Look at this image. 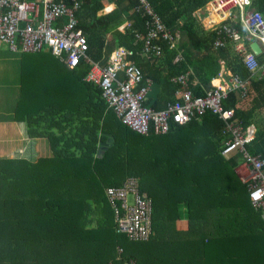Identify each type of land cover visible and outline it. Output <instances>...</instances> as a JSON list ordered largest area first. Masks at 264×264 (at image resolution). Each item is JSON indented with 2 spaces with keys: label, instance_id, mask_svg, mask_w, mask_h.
Returning a JSON list of instances; mask_svg holds the SVG:
<instances>
[{
  "label": "trees",
  "instance_id": "16d2710c",
  "mask_svg": "<svg viewBox=\"0 0 264 264\" xmlns=\"http://www.w3.org/2000/svg\"><path fill=\"white\" fill-rule=\"evenodd\" d=\"M124 1L126 6L118 8ZM210 1L150 0L173 36L159 41L160 52L154 55L144 54L143 40L136 36L146 33L148 17L138 0H82L75 15L88 57L99 62L106 47L114 46L110 52L128 49L126 59L142 73L131 90L146 88L144 106L158 110L181 102L176 99L180 82L174 79L180 74L193 97L205 94L207 89L188 82L193 65L204 73L205 83L223 64L229 77L248 80L239 97L250 95L253 74L233 44L218 33L222 25L233 27L248 48V30L235 14L205 28L197 11ZM110 3L115 8L98 15ZM122 10L128 15L120 28H112L109 24ZM246 10L259 12L264 20V0H250ZM178 31L186 42L177 43ZM217 38L223 46H214ZM41 51L44 57L36 59ZM41 51L21 53L23 75L11 118L26 122L29 137H46L52 155L33 161L0 157V264H264L263 210L251 203L237 175L240 153L236 148L222 152L232 135L224 132L227 124L218 114L209 108L202 113L192 109L184 123L171 119L165 134L153 126L138 132L107 104L97 84L84 80L90 61L81 60L69 69L50 51ZM47 56L66 67L61 76L67 72L78 83L80 119L73 131L64 130L71 121L70 105L62 107L60 98L49 91L51 81L53 91L61 94L53 83L59 77L48 73ZM255 57L264 64L262 47ZM238 94L231 90L223 99V108L233 109L228 121L244 129L254 124L255 134L246 146L264 157V126L251 120L250 110L237 106ZM93 97L95 106L90 109ZM51 104L57 108H48ZM39 119L48 120L47 128L38 127ZM50 120L63 124L52 131ZM108 136L112 142L99 151ZM128 178L135 179L139 194L150 200L151 229L144 240L119 231L107 196L106 188L120 187Z\"/></svg>",
  "mask_w": 264,
  "mask_h": 264
},
{
  "label": "built area",
  "instance_id": "2783aa9c",
  "mask_svg": "<svg viewBox=\"0 0 264 264\" xmlns=\"http://www.w3.org/2000/svg\"><path fill=\"white\" fill-rule=\"evenodd\" d=\"M82 0H0V46L20 52H38L48 50L59 57L68 68H74L81 60L90 61L91 67L86 78L95 80L103 99L122 117V121L141 133H146L153 126L156 132H166L172 119L184 123L191 117L195 109L202 113L206 108L218 114L227 124L226 130L232 135L222 152L234 148L240 153V162L236 172L240 180L247 186L248 195L254 206L260 205L264 215V157L252 154L246 147L253 137V128L244 129L240 123L228 121L233 115V109L223 108V99L231 90L241 93L246 91L247 79L231 75L221 84L206 90L202 96L193 97L185 75L175 77L180 82L176 91V99L181 102L168 104L164 109H152L144 106L143 99L146 88L132 92L135 82L142 78L141 70L126 59L129 50L123 47L113 49L103 64L92 61L87 55V41L82 30L77 26L75 11ZM139 7L147 14V31L136 36L143 40L144 54H158L159 41L172 39V33L165 28L159 15L149 0H138ZM230 5L222 9V15L227 17L235 10L237 17L248 30L247 40L258 41L264 50V20L259 12L246 10L250 0H216L221 7L224 3ZM232 17V18H235ZM129 26V23H126ZM223 33L224 39L233 44L236 53L241 55L245 66L258 77L264 76V64L259 63L255 54L248 48L244 38L233 27L226 24L218 33ZM251 37L253 39H251ZM222 38H217L215 47L224 45ZM137 181L128 178L120 187L106 188L108 199L115 211L116 225L131 239H147L151 229L150 200L139 194ZM254 193H259L254 197ZM120 201V207L118 202Z\"/></svg>",
  "mask_w": 264,
  "mask_h": 264
},
{
  "label": "crops",
  "instance_id": "0c3cea01",
  "mask_svg": "<svg viewBox=\"0 0 264 264\" xmlns=\"http://www.w3.org/2000/svg\"><path fill=\"white\" fill-rule=\"evenodd\" d=\"M215 2L216 0H211L209 3H207L204 9H199L197 11V15L199 17L200 22L207 29H212L210 27L211 25L213 26L216 22H219L227 15V12H225L224 15L217 14V12L214 9ZM126 3L127 2L124 1L118 6V8L122 9L124 6H126ZM108 5H114V7H112L111 10L115 8V4L113 3H110ZM108 5L104 6L101 10H99L98 15H102V14L110 12V11H107V12L104 11V9ZM231 13L234 14L235 10L232 9ZM127 15H128L127 12L122 10L120 15L116 17L109 25L112 28L114 27L120 28L121 26L119 25L122 23V21ZM219 15L222 16V18L219 21H215V17ZM125 23H123V26H125ZM177 34H178L177 43L180 44L182 42H186L185 34L180 33L179 31ZM113 47L114 46L105 48L104 50L105 56L103 57L102 60H100L101 64H103L106 61L104 60L106 59V56H107L106 54L110 53V50ZM44 55H45V52L41 51V53L36 54L35 57L36 59H39V58H43ZM20 62H21V53H20V56L17 57L16 60H14L15 72H13L11 76L7 78V80L3 82L2 83L3 85H1L0 87V113H3L2 114L3 116H0V157H24V158H27L33 161L40 156L52 155V149L46 137H41V136L29 137L27 134L26 122L13 120V118H11V115L13 114V111H14V108L16 106L17 99L19 96L20 78H21V75H23L21 73ZM46 63L49 64L48 73L51 75L50 78L59 77L58 79L54 80L53 83L59 86V89L61 92V94L58 92H54L53 88L50 86L51 81H49L48 88H49L50 93L57 95L60 98L59 104L62 105V107L70 105L68 112L70 113L69 115H71V121H70V124L64 128V130L66 132L68 131V129H71L73 131L74 126H78V122L80 119V111L78 108V100H79L78 83L76 80L72 79L67 74V72L63 74L62 76L60 75L64 71L65 66L62 65L61 62L55 57L47 56ZM31 67H32L31 64L28 65V68H31ZM69 69H72V68H69ZM164 74L165 72L163 71L162 76H160V79L163 78ZM189 74L192 75L190 79H188V82L191 84V86L193 88H197L200 85L199 88L205 91L206 89H209L213 86H217L221 84L230 75V71H228L224 67V65L221 64L219 66L217 75L214 77H211L209 82H205V83L203 82L204 73L201 70H199V68H197L196 65H193L191 67ZM252 77L254 78H251L250 95L239 97L241 94V92H239L238 99H240V101L237 103V106L240 107L241 105V107H245L246 109L250 110L252 113L251 120L255 119L254 123L260 125V127L263 128L264 126V77H258V73L253 74ZM84 80L92 81L95 83V80L86 78V75L84 77ZM45 83H48V81H45ZM63 92H67V96H64L62 94ZM91 104L95 106V97H93L90 100L89 106ZM37 108L38 107H34V109H37ZM48 108L55 110L57 107L56 105L51 104V105H48ZM90 109H92L91 106H90ZM38 121H40V124L38 125V127L44 126V128H47L46 124L48 120L39 119ZM63 121L67 122L66 120H63ZM60 124L61 123L59 122H56V121L52 122L50 120L48 125L50 126V129H52V131L53 130L58 131ZM253 127L255 130L256 126L254 124H253ZM105 142L106 144L101 143L99 145L101 150L103 149V147H105V145H109L112 142V138L108 136ZM100 148H99V151H100ZM28 153L29 154L32 153V156L30 158L28 157Z\"/></svg>",
  "mask_w": 264,
  "mask_h": 264
},
{
  "label": "rangeland",
  "instance_id": "374dc122",
  "mask_svg": "<svg viewBox=\"0 0 264 264\" xmlns=\"http://www.w3.org/2000/svg\"><path fill=\"white\" fill-rule=\"evenodd\" d=\"M229 4H230L229 2H226L225 4L221 5V7H218L215 4L214 9L217 12V14H221L222 9L228 7ZM231 11H232V9H231ZM220 18H222V16H220ZM219 22H216L215 24H217ZM3 47H5V48H3ZM19 56H20V54L18 52H15V51L8 49V47L6 45L0 46V87H1V85H3L2 83L5 82L7 80V78H9L11 76V74L13 72H15L14 60H16L17 57H19ZM5 86H7V85H5ZM7 100H9V99H7ZM2 114L3 113H0V116H3Z\"/></svg>",
  "mask_w": 264,
  "mask_h": 264
},
{
  "label": "clouds",
  "instance_id": "9594fccd",
  "mask_svg": "<svg viewBox=\"0 0 264 264\" xmlns=\"http://www.w3.org/2000/svg\"><path fill=\"white\" fill-rule=\"evenodd\" d=\"M112 7H114V5H108V6L104 9V11H105V12H107V11H111ZM225 17H227V16H225ZM225 17H224V18H225ZM224 18H223V19H224ZM223 19H222V20H223ZM222 20H221V21H222ZM221 21H220V22H221ZM254 41H255V40H254ZM251 42H252V41H250V43H251ZM250 43L248 44V46L250 45ZM257 43L259 44L258 41H257ZM259 46L261 47L260 44H259ZM249 49L251 50L250 46H249ZM251 51H252V50H251ZM252 52H253V51H252ZM250 126L253 128V136H254V134H255V130H256V129L254 130L253 125H250ZM252 138H253V137H252ZM251 140H252V139H251ZM249 143H250V142H249ZM249 143H248V144H249ZM246 147H247V146H246ZM247 149H248V148H247ZM239 162H240V160H239ZM253 195H254V197H258V196H259V193H254Z\"/></svg>",
  "mask_w": 264,
  "mask_h": 264
},
{
  "label": "water",
  "instance_id": "95a60500",
  "mask_svg": "<svg viewBox=\"0 0 264 264\" xmlns=\"http://www.w3.org/2000/svg\"><path fill=\"white\" fill-rule=\"evenodd\" d=\"M249 46L255 55H258L259 53H261V47L259 46L257 41H252ZM104 144H106V142ZM100 151H101V148H100Z\"/></svg>",
  "mask_w": 264,
  "mask_h": 264
},
{
  "label": "bare ground",
  "instance_id": "6f19581e",
  "mask_svg": "<svg viewBox=\"0 0 264 264\" xmlns=\"http://www.w3.org/2000/svg\"><path fill=\"white\" fill-rule=\"evenodd\" d=\"M150 1V0H149ZM118 4V3H117ZM225 4V3H224ZM230 5V4H229ZM225 6V5H224ZM133 9V8H132ZM83 21V20H82ZM188 22V21H187ZM135 27V26H134ZM109 28V27H108ZM185 28V27H184ZM181 31V30H179ZM141 40V39H140ZM143 46V45H142ZM162 48V47H161ZM174 49V48H173ZM149 59V58H148ZM163 59V58H162ZM150 77V76H149ZM165 134V133H164Z\"/></svg>",
  "mask_w": 264,
  "mask_h": 264
}]
</instances>
